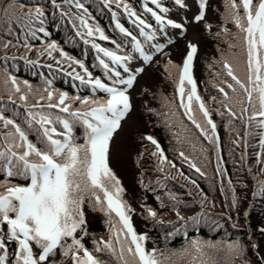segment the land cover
Wrapping results in <instances>:
<instances>
[{
    "label": "snow or ice",
    "instance_id": "6c2138e0",
    "mask_svg": "<svg viewBox=\"0 0 264 264\" xmlns=\"http://www.w3.org/2000/svg\"><path fill=\"white\" fill-rule=\"evenodd\" d=\"M148 2L149 0H145L144 10L155 19L160 31L169 25L182 29L183 25L165 19L153 8L148 7ZM52 3L54 7H60L55 4V0H52ZM150 3L162 13L169 11L161 5V0H150ZM224 3L223 19L226 23L233 24L236 29L235 32H231L225 28L224 32L234 41L229 42V48L238 51L222 58L223 70L234 83L222 82L227 83L232 95H229L224 88H220L227 101L221 103L228 108L230 117L240 119L245 124L247 129L245 137H259L260 151L256 154V163L264 164V0H224ZM65 4H74L77 9L87 12L80 0H65ZM111 4H116L117 8L123 7L131 22L139 28V34L147 41L156 38L155 31H145L150 29L151 25L140 18L124 0H105L106 6ZM175 4L181 8L186 7L185 0H175ZM207 7L208 0H199V14L195 17L197 22L205 20ZM0 11L3 12L0 23L7 25L9 34H12V26L16 24L25 33V37L38 39V32L48 35L42 27L45 15L42 5L26 8V5L19 0H9ZM66 14L62 13V15ZM113 19L116 21L115 27L134 41V50L139 53L143 62L152 61L153 56L146 53L136 36L120 24L115 12ZM76 21L79 22L78 25ZM72 22L74 27H77L78 36L89 38L98 36L100 40H109L99 26L90 25L83 15H77ZM37 23L41 26L36 27ZM80 29L85 31L81 32ZM88 42L89 40L86 39L85 43ZM10 43L3 44L2 47L7 49ZM23 46L26 50H31L26 39ZM92 47L98 54L109 58L113 64L123 67L124 73H128L127 77H123L120 71L110 68L109 64L98 55L99 64L105 69L106 74L110 73L108 79L111 81V86H109L101 79L93 78L83 63L67 57L56 43L45 44L43 49L49 58H54L53 53L59 52L60 57L70 61L69 67L77 64L84 69L85 75H80L73 69L75 73L73 79L91 86L93 96L90 98L79 95L69 96L67 92L56 91L51 88V82H47L48 86L41 90L33 89L27 81H18L13 76H7L3 81L4 84L9 82L11 84L9 88L11 102L15 104L17 99L24 102L28 117L26 122L29 127L38 126L42 146H37L29 140L27 132L13 119L0 114L2 127L8 129L0 140V176L3 177L0 179V264H108L98 254L114 258L116 264H177L172 259L177 253L167 255L155 248L151 250L146 248L148 238L146 235L138 234L133 227L131 217L133 209L123 199L125 190L110 167V145L113 137L122 128V122L133 111L128 90L133 87L137 75L143 71V68L133 73L126 65V62L132 59L131 56L117 55L115 51L96 43H92ZM152 47L156 51L163 50L161 45ZM187 47V55L182 65L173 64L169 60L165 71L176 86L179 108L183 109V115L199 130L200 135L216 148L217 170L223 175L219 168L217 125L198 94L197 83L193 77L197 46L189 43ZM117 48H120V45H117ZM56 62L62 65L61 60ZM29 63L34 62L29 61ZM97 91L105 95L97 97L95 95ZM29 97L32 99L31 103ZM76 102H79L80 107L74 109L72 105ZM236 108L239 109L240 115H237ZM44 109L58 110L66 116ZM171 115L175 117L177 113L173 111ZM77 123L84 129L82 144L76 142L73 134ZM181 124L183 125V121ZM57 126H62V131L58 130ZM189 131L186 125L183 126L182 132ZM174 135L177 136L178 143H191V136L185 135L181 140L182 133ZM142 140L153 146L147 154L156 158L158 171L163 172L166 166L176 168L154 136L144 135ZM245 146H249L247 141ZM178 154L187 162L189 168L194 169L201 176L206 175L184 151H179ZM144 155L141 153L142 157ZM179 175L186 180L189 179L183 172H179ZM189 182L199 188L195 180ZM228 183L231 185V180ZM258 190L260 194H264V181L259 182ZM232 191L231 206L236 208L238 201L234 194L235 189ZM201 195V206H203L207 196L202 193ZM171 199L175 200L176 197L172 196ZM86 202L105 214L110 233L107 239H94L92 250L83 243L84 237L88 235L83 210ZM161 204L163 205V201ZM145 211L149 217L160 222L156 211L151 208H146ZM176 214L180 220L184 219L179 215V211ZM244 215L247 216V213ZM260 231L264 233V228ZM252 247L257 246L254 244ZM215 248L214 244L192 240L189 247L179 255L182 260H187V264H216L205 251ZM228 249L235 254L243 255V248L238 242L229 244ZM261 264H264V257H261Z\"/></svg>",
    "mask_w": 264,
    "mask_h": 264
},
{
    "label": "trees",
    "instance_id": "16d2710c",
    "mask_svg": "<svg viewBox=\"0 0 264 264\" xmlns=\"http://www.w3.org/2000/svg\"><path fill=\"white\" fill-rule=\"evenodd\" d=\"M8 2L9 0H0V8ZM19 2L24 3L26 8L43 6L45 15L42 27L48 35L45 36L38 32V39H33L31 36L25 37V33L16 24H13L12 34H9L7 25L0 23V114L8 119H13L27 132L29 140L37 146H42L38 126L29 127L26 122L28 117L24 102L18 99L15 104L11 102L9 98L11 84L10 82L4 84V79L7 76H13L18 81H27L33 86V89L41 90L48 86L47 82H51V88L56 91H66L69 94L79 93L92 97L90 85L81 84L79 80L73 79L75 74L73 69L56 62L67 59L60 57L59 52H54L53 57L55 59H50L43 51L44 45L56 43L59 49L66 53L67 57L83 63L93 77L111 85V81L108 79L110 73L106 74L105 69L99 64L98 55L109 64L110 68L120 71L121 74L124 71L120 66L113 64L109 58L98 54L92 47V43L115 51L117 55L131 56L130 61L137 60L130 39L115 27L116 21L113 19V12L117 14V19L127 31L140 39L143 36L139 34V28L131 22L122 6L120 8H117L116 4L106 6L105 0H80V3L87 9L86 13L83 9H77L74 4H65V0H55V4L60 5L59 8L53 6L52 0H19ZM124 2L129 4L140 18L146 20L151 28L161 34L155 19L144 10L145 0H124ZM161 5L168 8L169 11L167 13L160 12L155 5L150 3V0L147 6L153 8L161 16L174 19L178 18L184 11V8L175 4V0H161ZM62 13L67 14L62 15ZM77 15H83L90 25L99 26L109 37V40H100L98 36L96 38L87 37L89 42L85 43L82 35H76L77 27H74L72 22ZM2 19L3 12L0 11V20ZM76 24L78 25V21ZM35 26L41 25L37 23ZM148 30L145 29V31ZM167 30L171 31V28L167 26ZM84 31L82 29V32ZM25 39L30 45V51L23 46ZM8 42H11L9 47L4 49L2 45ZM117 45H120V48H117ZM29 61L34 63H29ZM67 62L70 64L69 60ZM210 63L211 61L204 63L201 59L195 75V80L198 82L200 78L207 79V87L210 86V89H208V94L203 92L204 96L206 98L212 94L216 96L220 88L231 93L232 90L227 87V83H222L232 82L231 78L226 75L224 70L218 68L219 63H216L217 65L215 63L210 65ZM49 65L52 67L49 68ZM72 65L77 66V64ZM221 67L223 69V66ZM199 86L202 90L201 84ZM95 95L105 94L97 91ZM29 98L32 100L31 97ZM221 102L225 103V100H220V110L217 111L212 107L210 114L213 122L217 125L219 168L223 175L217 170L216 148L205 140L200 135L199 130L188 121L177 102L168 99L149 100L148 106L151 111L149 109L145 113V118L152 125L156 139L164 149L165 155L176 165V168L166 166L163 172L150 165H146L145 169L138 167L140 173L144 172L148 176L142 184L147 206L156 211L157 214H161L160 222L156 220L151 224L152 218L150 217L145 224L156 245L161 248V252L167 255H171L173 252L177 253V256L172 257L177 264H187V260H182L179 254L189 247L192 240L216 245L215 249H205L216 264H261V257L252 245L264 246V233L260 231L261 228H264V200L259 201L255 197L258 184L260 181H264V178H256V181L247 171L248 167L256 166L253 163L255 159L250 157L248 146L243 149L239 148L237 143H233V141H237L240 135L245 136L244 131L247 129L240 119L228 115V108ZM44 111H53L57 115L66 116V114L59 113L58 110L44 109ZM173 111L177 113L175 117L171 115ZM235 111L237 115H240L237 108ZM230 120L231 123H229ZM181 121H183V125ZM185 125L190 130L189 132H182ZM57 127L58 130L62 131V126ZM7 131L8 129H4L2 121H0V140L3 139L2 134ZM253 131L258 130L253 129ZM175 133H182L181 140L185 135L191 136V143H178ZM73 134L76 138L84 134L82 125L77 123L74 126ZM230 134L238 135V137L236 140L234 138L230 140ZM252 137L259 140L257 139L258 136ZM239 146H243V144H239ZM239 149L241 153H239ZM179 151H184L206 175L201 176L194 169L189 168L187 162L179 156ZM179 172H183L184 176L189 179L186 180L180 176ZM190 180H195L199 188L191 184ZM229 180H231V185L228 183ZM222 188L223 191H221ZM232 189H235L234 194L238 201L236 208L231 206ZM201 193L207 196V200L203 201V206H201ZM172 196H175L176 199H171ZM161 201H163V205ZM177 211H179L180 216L184 217L183 220L179 219L176 214ZM245 213L255 216L256 220L248 221ZM237 242L243 248L242 256L228 249L229 244ZM99 255L108 264H116L114 258L105 254Z\"/></svg>",
    "mask_w": 264,
    "mask_h": 264
},
{
    "label": "rangeland",
    "instance_id": "374dc122",
    "mask_svg": "<svg viewBox=\"0 0 264 264\" xmlns=\"http://www.w3.org/2000/svg\"><path fill=\"white\" fill-rule=\"evenodd\" d=\"M185 4L186 7H184L183 13L176 18V20L183 25L182 29L172 28L167 37L161 38L160 35H156L154 40L147 41L150 45V52L146 53L153 56L152 61L144 63L143 59L139 58L136 62L126 64L133 73L139 68H143V71L137 75L136 82L133 87L128 90L133 104V111L126 120L122 122V128L114 135L110 145V167L121 181V185L125 190L123 199L133 209L131 213L133 227L138 234L147 236L146 248L148 250L155 248L160 252L162 251L161 248L156 245L145 224L150 217L145 211L148 206L142 184L148 176L144 172L140 173L138 169V167L144 168L146 165L153 166L157 169L156 158L147 154L153 146L147 141L142 140L144 135H152L156 138L152 125L145 118V113L150 109L148 106L149 100L168 99L179 104L176 86L173 83V79L169 77V74L165 71V67L169 60H171L173 64L182 65L187 55V46L189 43L197 46V54L193 62L194 79L198 63L201 59H203L204 63H209L211 61L210 65L212 63H219L218 68L223 70L221 67L223 66L222 58L228 57L231 53L238 51V49L229 48V42L234 41H232L230 36H226L224 32L225 28L229 29L231 32L236 31L233 24L226 23L223 19V14L225 12L224 0H208V7L205 10V20L199 22L195 20V17L199 14V0H185ZM147 32L152 31L148 30ZM161 32L162 35L166 34L164 30ZM153 45H161L163 46V50L156 51V49L152 47ZM62 64L69 67L67 60H63ZM70 68L75 69V72L80 73V75H85L84 69H81L79 65H71ZM121 75L126 78L128 73ZM204 76L206 77V75ZM85 78L87 77L85 76ZM195 81L197 83L198 94L205 102L209 111L212 107L217 111L220 110V100H225L224 94L219 91V93H216V96L211 93L212 95L206 98L204 94H208V89H210V86L207 87V79L200 78L199 82L197 80ZM199 84H201L202 90H200ZM231 93H229V95H232ZM76 95L91 97L79 93L69 94V96ZM102 96L104 95H98L97 97ZM213 97H215V99H213ZM31 102L32 100L29 98V103ZM225 103H227V101H225ZM72 107L74 109L79 108V102L74 103ZM181 110L183 111V109ZM245 132L246 130L244 131V135ZM83 135L84 134L76 138L77 143L82 144L84 142ZM230 136V140H233V138L236 140L238 137V135L234 134H230ZM257 139H259V137ZM245 141H247L249 145L250 157H254L255 161L253 163L256 165L251 167V171H249L248 167L247 171L255 180L256 178H264V172H262L264 164L256 163V154L260 151L259 140L254 139L252 136L245 137L240 135L237 139V146L243 144V146L238 147L244 149L246 147ZM141 153L145 155L142 157ZM239 153H241L240 149ZM0 179H3V177L0 176ZM255 197L258 198L259 201L261 199L264 200V194H260L258 189L255 192ZM83 210L85 212L88 232V235L83 239V243L89 250H92L94 248V239H107L110 236L107 217L103 212L94 209L88 202L84 204ZM157 216L159 218L161 214H157ZM247 218L250 222L256 220L255 216L249 214ZM155 221L156 220L152 218L151 224ZM255 249L260 257H264V246L257 244ZM103 260L106 261L105 259Z\"/></svg>",
    "mask_w": 264,
    "mask_h": 264
}]
</instances>
